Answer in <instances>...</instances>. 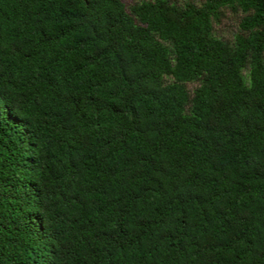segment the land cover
Returning <instances> with one entry per match:
<instances>
[{
	"label": "trees",
	"instance_id": "trees-1",
	"mask_svg": "<svg viewBox=\"0 0 264 264\" xmlns=\"http://www.w3.org/2000/svg\"><path fill=\"white\" fill-rule=\"evenodd\" d=\"M0 264H264V0H0Z\"/></svg>",
	"mask_w": 264,
	"mask_h": 264
},
{
	"label": "rangeland",
	"instance_id": "rangeland-1",
	"mask_svg": "<svg viewBox=\"0 0 264 264\" xmlns=\"http://www.w3.org/2000/svg\"><path fill=\"white\" fill-rule=\"evenodd\" d=\"M124 4L129 5L140 0H121ZM176 4H181L184 0H169ZM196 4H199L202 0H190ZM237 21L238 16L230 15L225 12L224 16L220 18L218 24H214L215 34L219 37L230 39L234 33L237 31ZM188 89H192L193 84L187 85Z\"/></svg>",
	"mask_w": 264,
	"mask_h": 264
}]
</instances>
